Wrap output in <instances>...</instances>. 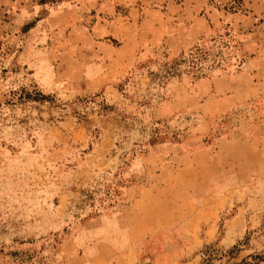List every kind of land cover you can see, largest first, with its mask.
Wrapping results in <instances>:
<instances>
[{
	"label": "rangeland",
	"instance_id": "obj_1",
	"mask_svg": "<svg viewBox=\"0 0 264 264\" xmlns=\"http://www.w3.org/2000/svg\"><path fill=\"white\" fill-rule=\"evenodd\" d=\"M246 234L231 262L264 253V0H0V264H200Z\"/></svg>",
	"mask_w": 264,
	"mask_h": 264
},
{
	"label": "trees",
	"instance_id": "obj_2",
	"mask_svg": "<svg viewBox=\"0 0 264 264\" xmlns=\"http://www.w3.org/2000/svg\"><path fill=\"white\" fill-rule=\"evenodd\" d=\"M30 27V25H29ZM209 50L211 47L209 46H194L190 48L188 53L186 66L190 68V72L198 68L204 61L207 59L209 55ZM174 71L171 75L179 76L181 73L180 70H177L176 67H173ZM32 101L34 102H42L47 99V96H44L40 92H35L31 96ZM251 240V235L246 234L242 240H238L235 245L222 249L218 248L215 244L204 245L201 249L200 253L202 256V260L200 264H261L264 263V253L250 255L249 258H244L239 262H231L232 260L238 258L241 250L248 247L249 242ZM250 260V261H249Z\"/></svg>",
	"mask_w": 264,
	"mask_h": 264
}]
</instances>
